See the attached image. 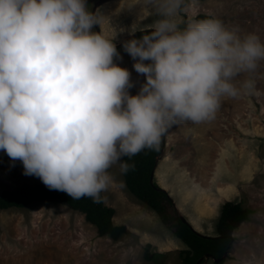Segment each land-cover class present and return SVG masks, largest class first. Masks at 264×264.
<instances>
[{
    "label": "clouds",
    "instance_id": "clouds-1",
    "mask_svg": "<svg viewBox=\"0 0 264 264\" xmlns=\"http://www.w3.org/2000/svg\"><path fill=\"white\" fill-rule=\"evenodd\" d=\"M182 4L153 0L151 30L123 42L144 76L130 94L131 73L93 30L87 0H0V151L49 189L98 202L113 165L134 167L123 157L157 147L174 125L215 119L223 99L251 91L264 41L216 17L180 26Z\"/></svg>",
    "mask_w": 264,
    "mask_h": 264
},
{
    "label": "rangeland",
    "instance_id": "rangeland-1",
    "mask_svg": "<svg viewBox=\"0 0 264 264\" xmlns=\"http://www.w3.org/2000/svg\"><path fill=\"white\" fill-rule=\"evenodd\" d=\"M99 2L87 0L99 21L93 30L113 40L119 53L114 62L129 69V92L135 94L144 76L133 69L122 44L151 29L156 19L153 0H112L94 11ZM200 15L255 32L264 41V0H183L176 21L183 26ZM249 76L254 88L223 99L215 119L167 130L163 159L155 171V182L168 191L178 213L202 234L217 236L226 202L252 211L250 220L234 231L223 264H264V61ZM108 171L113 180L103 191L105 204L115 209L113 221L125 225L127 234L118 241L101 237L84 214L58 203L36 202L0 211V264H183L184 242L128 191L119 165ZM24 183L43 184L39 177L23 174L19 160L0 151V193ZM147 248L157 254L152 261L144 257ZM202 264L220 263L207 259Z\"/></svg>",
    "mask_w": 264,
    "mask_h": 264
},
{
    "label": "trees",
    "instance_id": "trees-1",
    "mask_svg": "<svg viewBox=\"0 0 264 264\" xmlns=\"http://www.w3.org/2000/svg\"><path fill=\"white\" fill-rule=\"evenodd\" d=\"M198 17L202 19L210 16L200 15ZM150 30L136 32L135 37L138 38ZM162 148L161 137L157 147L146 148L131 158L123 157L125 161L134 164V167L123 173L128 191L157 213L161 222L184 242L187 249L180 252L183 264H197L198 260L205 257L206 254L221 258L231 243V236L234 231L244 222L250 220L252 211L242 207L239 203L226 202L222 206L216 226L217 236L214 238L200 236L188 223L183 222L168 193L163 191L156 182L151 183V175ZM36 202H54L84 214L86 221L97 228L101 237L109 236L118 241L128 233L125 225L114 223L113 217L116 211L113 207L105 204L103 192L98 202L91 197L72 199L66 192L49 189L44 184L30 185L24 183L15 190H3L0 193V211L24 209ZM156 255L151 254L147 248L144 257L147 261H152Z\"/></svg>",
    "mask_w": 264,
    "mask_h": 264
},
{
    "label": "water",
    "instance_id": "water-1",
    "mask_svg": "<svg viewBox=\"0 0 264 264\" xmlns=\"http://www.w3.org/2000/svg\"><path fill=\"white\" fill-rule=\"evenodd\" d=\"M108 1H112V0H100V2L95 6L94 11H96V9L98 8V6L104 4V3L108 2ZM129 39H131V38L126 39V41L129 40ZM162 142H163L162 152H161V154H160V155L158 156V158H157L156 165H155L154 170H153L152 175H151V183H152V184H154V182H155V171H156V169L158 168V165H159L160 161L163 159V157H162L161 155L163 154V151H164L165 146H166V133L162 136ZM161 189H162L163 191H165V192L168 193V191H167L165 188H161ZM168 195L170 196L169 193H168ZM170 197H171V196H170ZM179 215L181 216L183 222L188 223V224L192 227V229H193L194 231H196L200 236L207 237V238H214V237H212V236H208V235H205V234H202V233L198 232V231L193 227V225H192V224H191V223H190V222H189V221H188V220H187V219H186V218H185L180 212H179ZM233 243H234V236L232 235V236H231V243L229 244L227 250L225 251L224 255H223L221 258H216L215 256H213V255H211V254H206L205 257H203V258H201L200 260H198L197 264H202L203 261H205V259H206V260H207V259H212L215 263H222V262L225 261V260L227 259V257L229 256V253H230V250H231V248H232V244H233Z\"/></svg>",
    "mask_w": 264,
    "mask_h": 264
},
{
    "label": "flooded vegetation",
    "instance_id": "flooded-vegetation-1",
    "mask_svg": "<svg viewBox=\"0 0 264 264\" xmlns=\"http://www.w3.org/2000/svg\"><path fill=\"white\" fill-rule=\"evenodd\" d=\"M206 260V259H205ZM204 262V261H203ZM225 261H223L222 263H220V264H223Z\"/></svg>",
    "mask_w": 264,
    "mask_h": 264
},
{
    "label": "crops",
    "instance_id": "crops-1",
    "mask_svg": "<svg viewBox=\"0 0 264 264\" xmlns=\"http://www.w3.org/2000/svg\"><path fill=\"white\" fill-rule=\"evenodd\" d=\"M96 228V227H95ZM96 230H97V228H96ZM97 232H98V230H97Z\"/></svg>",
    "mask_w": 264,
    "mask_h": 264
}]
</instances>
